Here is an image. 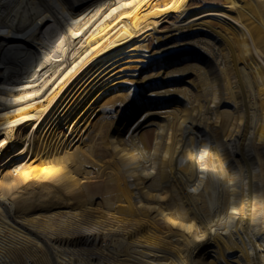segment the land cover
Instances as JSON below:
<instances>
[{
    "label": "bare ground",
    "instance_id": "obj_1",
    "mask_svg": "<svg viewBox=\"0 0 264 264\" xmlns=\"http://www.w3.org/2000/svg\"><path fill=\"white\" fill-rule=\"evenodd\" d=\"M11 147L0 264H264V0H0Z\"/></svg>",
    "mask_w": 264,
    "mask_h": 264
},
{
    "label": "rangeland",
    "instance_id": "obj_2",
    "mask_svg": "<svg viewBox=\"0 0 264 264\" xmlns=\"http://www.w3.org/2000/svg\"><path fill=\"white\" fill-rule=\"evenodd\" d=\"M200 2H202V0H193L194 4H198ZM83 12H84L83 10H80L79 13L76 15V17H81L83 15ZM176 20H177L176 18H173L172 22H176ZM170 28H171L170 25L164 24L162 30L168 31ZM149 42L154 46H156L158 44L157 39L153 36L150 38ZM141 67H143V66H141ZM98 68L94 69L93 72H96L98 70ZM138 68H139L138 62L134 61V59L130 58V57L121 60L120 62L117 63V65H114V66H110V64H108L107 67H105V68H103L97 72V73L102 72V74L98 78V80H96V83H95L96 85L93 87V89L91 91V93L93 95L92 100L97 97V95L99 93V89L102 88L101 87L103 85L102 83H104L105 80L108 83V86L106 87V89L107 88L108 89H107V92L105 93V97L99 98V102L102 103L104 100H106V98H108L110 96L119 97L120 95H118V93L120 91L124 90L125 86L133 78L134 71L137 70ZM136 74H139V71H137ZM90 80L91 79H89L88 82ZM112 85H115V86L112 87ZM85 99H87V98H85ZM102 109H103V106L102 107L100 106L97 109V111L94 113V116H93L94 121H98V120H101L103 118L102 120H104L103 121L104 123L107 122L109 124H112L114 121L113 117H115L118 114L120 107L115 112H113L112 115L108 114V113L104 114L103 112H101ZM100 116H101V118H100ZM20 131L21 130L18 131V134H17L18 137L20 136V133H21ZM58 133L64 134V136L68 135V138L69 139L71 138L70 134L67 132V130L64 126L58 129ZM75 142H76V144H75L74 148H76V146H78V145H80L81 147H83L85 145V142L82 140L78 141V139H76ZM92 144L95 145L97 149H102L103 150L102 153H104V154L109 153L107 151L108 149L106 147H104V139L102 137H98V136L95 137ZM11 150H12V147L8 150L9 151L8 153H6L2 158H0V177H3L7 173L8 169H11L10 171H12V168L14 167V165H12V164L11 165L9 164L8 166L2 167V165L6 161V158L9 157V156H7V154H11V152H12ZM6 167H8V169ZM95 212L96 213L98 212L97 213L98 216L101 215V210H96Z\"/></svg>",
    "mask_w": 264,
    "mask_h": 264
}]
</instances>
